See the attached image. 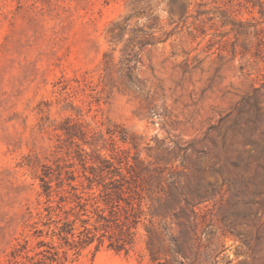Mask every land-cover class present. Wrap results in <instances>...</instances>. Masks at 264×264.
<instances>
[{
  "label": "rangeland",
  "instance_id": "1",
  "mask_svg": "<svg viewBox=\"0 0 264 264\" xmlns=\"http://www.w3.org/2000/svg\"><path fill=\"white\" fill-rule=\"evenodd\" d=\"M184 2L0 0V264L46 199L44 167L75 163L69 119L118 161L115 133L121 157L149 171L130 194L146 213L130 253L107 241L69 264L182 261L157 219L153 262L146 229L151 198L181 187L184 264H264V0ZM182 220L166 218L173 235Z\"/></svg>",
  "mask_w": 264,
  "mask_h": 264
},
{
  "label": "trees",
  "instance_id": "2",
  "mask_svg": "<svg viewBox=\"0 0 264 264\" xmlns=\"http://www.w3.org/2000/svg\"><path fill=\"white\" fill-rule=\"evenodd\" d=\"M190 2L185 0L179 10H187ZM68 124L71 126L63 128V131L70 145L76 147L75 163L58 167L56 171L52 167H44L40 197L46 199L38 201L36 216L29 210L30 219L26 224L28 234L12 246L7 264H69L78 260L93 245L97 252L108 241L107 249L118 254H129L135 243L136 231L146 213L144 198L140 197L139 202H135L136 198L130 194L139 196L138 181L143 180L141 175L149 172L148 169L142 168L141 162L134 158L140 170V173H136L129 158L121 157L125 152L117 146L113 137L115 133H111L110 144L112 151L119 156L118 161L101 155L98 143L89 137L82 123H73L69 119ZM120 139L128 142L125 134H121ZM104 142L107 140L104 139ZM84 145L90 147L91 153L83 148ZM76 162L83 169L81 175L74 170ZM177 191H170L161 198H151L150 226L146 229L147 248L153 262L160 260L161 253L154 242L159 236L155 225L157 219L163 223L171 253L182 260L177 264H184L189 259L188 245L191 244L193 230L182 203L185 202L187 206H191V203L184 194V187ZM177 207L181 208V216L176 213ZM170 216L183 219L178 224L181 231L177 235L171 233L172 228L165 222Z\"/></svg>",
  "mask_w": 264,
  "mask_h": 264
}]
</instances>
